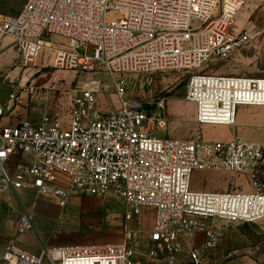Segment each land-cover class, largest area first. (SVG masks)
<instances>
[{
	"label": "built area",
	"instance_id": "obj_1",
	"mask_svg": "<svg viewBox=\"0 0 264 264\" xmlns=\"http://www.w3.org/2000/svg\"><path fill=\"white\" fill-rule=\"evenodd\" d=\"M235 13L224 0H25L16 16L0 13V50L7 39L22 57L49 49L52 67L87 74H178L197 125L233 127L240 107L264 108V77L199 72L250 44L246 31L232 34ZM113 88L120 105L110 113L88 87L62 94L71 101L66 119L54 106L36 122L3 124L0 105V194L117 199L121 243L49 247L37 257L11 250L4 264H206L227 229L264 222V142L165 136L163 101L151 111L122 84ZM195 173L245 176L251 191H194ZM145 210L151 230H130ZM32 227L26 212L17 234Z\"/></svg>",
	"mask_w": 264,
	"mask_h": 264
},
{
	"label": "rangeland",
	"instance_id": "obj_2",
	"mask_svg": "<svg viewBox=\"0 0 264 264\" xmlns=\"http://www.w3.org/2000/svg\"><path fill=\"white\" fill-rule=\"evenodd\" d=\"M24 3L25 0H0V13L16 16ZM60 40L57 37H51V42L60 43ZM53 60V52L45 48L28 57H22L12 45L0 50V99L5 98L8 103L3 107L5 122L13 123L22 115L33 114L40 117L45 111L53 110L54 106H59L58 111L66 119L71 108V101L69 97H63L62 94L79 91L84 87L97 92L99 108L101 106L108 108L113 103H117L119 108L120 99L113 88V83L117 82L125 88L127 98L138 100L151 111L156 110L157 104L163 101V113L167 120L163 131L165 136L199 141L208 140L207 135L215 131L238 132L241 138H247L249 134L264 136V108L261 107H251L248 108L247 114H238L233 127L197 125L195 108L185 101L187 79L178 74H116L113 76L105 72L87 74L56 69L52 67ZM199 73L232 77H264V39H251L248 46L233 52L229 60L210 61ZM231 73H243V75L233 76ZM11 95L14 96L12 101ZM102 112L115 111H111L110 108ZM246 117H251L253 120L255 118L256 125L244 127ZM66 184V181H62L60 186L66 188ZM191 188L194 191L244 192L243 189L251 187L245 176L195 173L192 176ZM103 200L108 202L104 213L120 212V203L117 199ZM71 204L82 206L77 215H72L78 219L80 226L100 225L97 222L100 214L94 200L86 196L68 197L62 206L65 210L55 211L53 214L57 224L61 226L71 220L72 217L67 214L70 212L68 208ZM151 220V212L143 211L137 226L140 228L149 226ZM204 223L207 226H220L219 223L210 221H204ZM250 249H256V254L261 257V264H264V222L227 229L224 243L206 254V264L212 263L211 259L215 257L213 255L217 253L221 255V251H223V257L220 259V264H225L241 256L244 250Z\"/></svg>",
	"mask_w": 264,
	"mask_h": 264
},
{
	"label": "crops",
	"instance_id": "obj_3",
	"mask_svg": "<svg viewBox=\"0 0 264 264\" xmlns=\"http://www.w3.org/2000/svg\"><path fill=\"white\" fill-rule=\"evenodd\" d=\"M224 3L231 6L236 10L235 18L232 26L233 36H237L239 33L246 31L251 39H264V0H224ZM63 41V40H60ZM11 45L9 40H5L3 49ZM14 47V46H13ZM233 76H241L243 73H231ZM250 75V74H247ZM0 105L2 108L8 103L4 99H0ZM99 108V106H98ZM111 108V111H117V103H113L112 106L106 108L101 106L99 110L107 111ZM248 108L240 107L237 111L238 114H247ZM30 119L32 122L38 121L39 117L36 115L23 116L18 118L15 122L24 118ZM237 119V117H236ZM3 124L11 122H5V118L2 120ZM244 127H253L256 125V120L251 117H246ZM240 133L229 132H212L211 135H207L205 141H228L233 139H243L252 142L264 141V136H258L249 134L247 138H241ZM60 182L65 181L60 179ZM62 188V187H61ZM63 189H67L63 187ZM225 186L222 188L224 191ZM244 192H250V189H243ZM70 198L75 196H69ZM78 197V196H76ZM94 200L97 211L100 214L98 219L99 226H80L78 219H75L72 215H77L78 210L82 208L81 205H69L67 214L71 216V220L62 224L61 226L56 223L53 217L55 211L65 210L58 198L50 196H36L32 190H22L19 192H5L0 194V264L2 262V256L8 251L19 250L23 253L37 257L41 250L49 247L67 246V245H117L122 241V208L120 205V212L116 214L104 213L107 203L103 198L89 197ZM77 200V199H76ZM75 201V200H74ZM147 211V210H145ZM30 212L33 220L32 230L23 234H17V225L20 217ZM138 218L133 220L129 228L134 232L148 233L152 228V220L149 226L140 228L137 226ZM77 220V221H76ZM106 225V226H104ZM120 225V226H119ZM198 239L203 240V236L199 235ZM191 245H187L188 251ZM223 251L213 255L210 264H220V259L223 257ZM262 260L259 255L256 254V249L244 250L242 255L227 261L225 264H261ZM40 264H48L47 261H42Z\"/></svg>",
	"mask_w": 264,
	"mask_h": 264
}]
</instances>
